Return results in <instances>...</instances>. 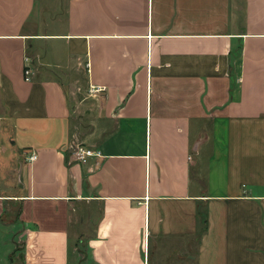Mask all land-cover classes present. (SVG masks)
I'll list each match as a JSON object with an SVG mask.
<instances>
[{"label":"crops","instance_id":"crops-1","mask_svg":"<svg viewBox=\"0 0 264 264\" xmlns=\"http://www.w3.org/2000/svg\"><path fill=\"white\" fill-rule=\"evenodd\" d=\"M7 254L264 264V0H0Z\"/></svg>","mask_w":264,"mask_h":264},{"label":"built area","instance_id":"built-area-1","mask_svg":"<svg viewBox=\"0 0 264 264\" xmlns=\"http://www.w3.org/2000/svg\"><path fill=\"white\" fill-rule=\"evenodd\" d=\"M25 61L28 63L29 62V58H25ZM24 76H25V80L27 82L31 81V77H32V71L29 67L25 68L24 71ZM102 88L98 87V88H92L91 92H101ZM74 156H75V160L77 163L79 164H86L91 158H101L102 154L100 151H95L92 149H88L85 146L81 145V146H77L76 149L74 150ZM38 156L35 153H32L28 158L27 161L29 163L34 162L35 160H37Z\"/></svg>","mask_w":264,"mask_h":264},{"label":"rangeland","instance_id":"rangeland-1","mask_svg":"<svg viewBox=\"0 0 264 264\" xmlns=\"http://www.w3.org/2000/svg\"><path fill=\"white\" fill-rule=\"evenodd\" d=\"M76 242V241H75ZM73 245H74V243H73ZM76 245V244H75ZM74 245V246H75ZM84 245H85V241L82 243V244H80V246H79V250H81L80 251V254L84 257L85 256V253H84V251H85V248H84ZM81 256V258H80V262H83L84 261V258ZM5 259H6V264H11V262H12V259H11V255L10 254H7V255H5Z\"/></svg>","mask_w":264,"mask_h":264}]
</instances>
